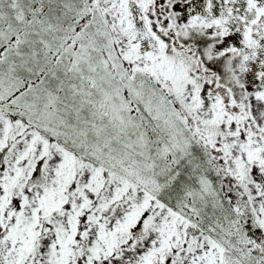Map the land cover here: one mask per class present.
<instances>
[{"label": "snow or ice", "instance_id": "6c2138e0", "mask_svg": "<svg viewBox=\"0 0 264 264\" xmlns=\"http://www.w3.org/2000/svg\"><path fill=\"white\" fill-rule=\"evenodd\" d=\"M0 264H264V0H0Z\"/></svg>", "mask_w": 264, "mask_h": 264}]
</instances>
